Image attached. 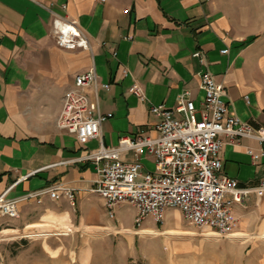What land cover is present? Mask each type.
Returning <instances> with one entry per match:
<instances>
[{
    "label": "crops",
    "instance_id": "obj_1",
    "mask_svg": "<svg viewBox=\"0 0 264 264\" xmlns=\"http://www.w3.org/2000/svg\"><path fill=\"white\" fill-rule=\"evenodd\" d=\"M57 19L76 22L89 48L59 46ZM90 69L98 84L88 94L112 116L102 123L100 137L81 144L57 120L74 76ZM204 71L226 85L231 112L264 127V0H0V195L8 190L16 198L57 185L73 193L72 199L60 193L56 199L45 196L42 204L21 202L18 217H0V230L46 217L62 219L69 228L113 226L115 211L111 216L94 191L95 165L79 157L141 131L155 136L153 104L175 108L186 92L200 108ZM134 82L143 87L144 99L130 91ZM248 149L260 152L264 143H225L223 171L255 186L264 179V155L254 160ZM125 158L138 161L142 173L156 168L146 148L129 149ZM233 212L235 233L255 231L264 239V196L251 194ZM174 218L177 227L186 220L180 209H168L165 223Z\"/></svg>",
    "mask_w": 264,
    "mask_h": 264
},
{
    "label": "built area",
    "instance_id": "obj_2",
    "mask_svg": "<svg viewBox=\"0 0 264 264\" xmlns=\"http://www.w3.org/2000/svg\"><path fill=\"white\" fill-rule=\"evenodd\" d=\"M54 27L59 46L89 48V40L76 22L57 19ZM193 56L205 61L201 51H195ZM97 84L94 69L78 73L62 99L57 125L74 134L81 144L100 137L102 123L112 116L103 112L98 100L88 94V89ZM201 84L205 98L200 108L186 92L179 95L175 108L163 104L150 107L158 119L155 136L141 131L122 137L116 146L101 145L79 157L94 163V191L105 200L111 216L119 204H132L137 209L135 225L139 227L149 215L156 223H162L168 209L178 208L194 226L208 229L218 237L232 238L239 227L233 207L243 204L251 194L264 196V179L255 186L241 185L224 173L221 155L225 143L234 144L241 138H253L263 144L264 127L231 112L226 100L227 87L211 72H202ZM130 91L144 99L139 83L134 82ZM140 148L154 156L155 170L142 173L138 161L125 158L127 150ZM248 153L257 160L264 150L248 149ZM7 193L8 190L0 195V217H18V205L24 201L42 204L45 196L56 199L60 193L73 198L72 191L60 185L16 198Z\"/></svg>",
    "mask_w": 264,
    "mask_h": 264
},
{
    "label": "rangeland",
    "instance_id": "obj_3",
    "mask_svg": "<svg viewBox=\"0 0 264 264\" xmlns=\"http://www.w3.org/2000/svg\"><path fill=\"white\" fill-rule=\"evenodd\" d=\"M114 211L113 227L123 228L122 223L131 227L130 231L70 227L65 235L0 240V264H264V239L257 238L255 231L248 234L252 238L209 239L202 235L208 229H200L184 219L177 227L175 218L170 225L165 221L158 224L149 215L142 226L186 232L172 237L170 252L163 236L156 239L133 231L137 213L134 205L122 203ZM135 228L139 230L138 226Z\"/></svg>",
    "mask_w": 264,
    "mask_h": 264
},
{
    "label": "bare ground",
    "instance_id": "obj_4",
    "mask_svg": "<svg viewBox=\"0 0 264 264\" xmlns=\"http://www.w3.org/2000/svg\"><path fill=\"white\" fill-rule=\"evenodd\" d=\"M53 220H54V217H46V221L31 223V224H28L21 229H3V230H0V240L14 239L16 237H24V236L47 238L50 235H59V234L65 235V234H67L66 230L69 227H68V225L65 224V221H63L62 219H58L59 223H57V222L54 223V222H52ZM55 220H57V219H55ZM177 226H179V222H177ZM104 230L115 231V232H118V231L119 232H123V231L128 232V231H130L129 229L116 228L113 226L106 227ZM133 231H134V229H133ZM134 232L137 234H141L144 237L150 236V237L156 238V239L163 236L166 248L170 252H171V250H173L172 244L170 242L172 237L176 236V235L186 234V232L184 230H180L179 228L169 229V230H159V229H154V228H141L139 230L135 229ZM202 235L206 238H209V239H212L215 236H217L212 231H205L204 233H202ZM247 236H248L247 234L239 232V233H235L233 238L238 240L241 238H246ZM51 253L56 254V252H54L52 250H51Z\"/></svg>",
    "mask_w": 264,
    "mask_h": 264
}]
</instances>
